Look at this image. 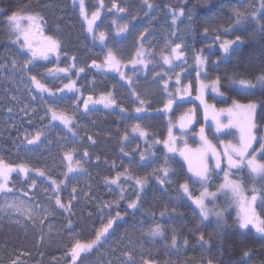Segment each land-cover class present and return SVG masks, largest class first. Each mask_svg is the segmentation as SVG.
Returning <instances> with one entry per match:
<instances>
[{"label":"rangeland","instance_id":"obj_1","mask_svg":"<svg viewBox=\"0 0 264 264\" xmlns=\"http://www.w3.org/2000/svg\"><path fill=\"white\" fill-rule=\"evenodd\" d=\"M113 3L126 11L120 12L118 8L112 7ZM249 3L234 5V9L243 12L256 9L255 3ZM79 4L80 0H75V3L74 0H55L40 11L23 14L42 18L39 27L32 29L35 42L48 36L60 42L58 53H49L46 59L38 57L25 66L31 54L22 47V41L13 42L14 34L10 32L11 44L22 58L0 68V160L14 168L24 165L29 171L27 176L23 172L10 174L8 187L12 192L0 193V208H3L0 211V225L6 220L15 221L25 226L27 235L18 243H3L0 240V264H127L128 260L122 261V251L131 253L133 264H145L146 253L131 236L126 239L123 233L117 231L110 238L115 228L125 222L126 217L119 213V206H124L132 213L135 210L123 202L128 193L124 187L133 184L132 187L135 185L139 189L136 179L143 181L148 177L160 182L163 180L167 186L175 187L170 169L167 177L159 169L166 166V157L170 158L168 160H180L188 167L180 151L184 149L185 143L190 149L201 146V127L204 128V135L218 150H222L228 142L235 144L239 138V130L235 127L217 131L211 117L205 120L204 105L196 99L200 94V81L210 83L209 67L218 61L210 63L209 54H205L204 71L199 77L196 76L198 66L188 35L193 13L179 16L173 25L172 14L164 17V12L153 6L149 10L144 0H103L102 7L101 0H83L89 18L95 11L100 13L94 22L93 32L89 33ZM261 12L264 14V11ZM223 18L224 13L219 11L214 17L204 19L203 25L208 29L215 28L218 24L216 21L221 22ZM22 23L27 25L28 22ZM124 25H127V29L118 31ZM100 32L105 33L103 41L99 39ZM141 35L143 39H140ZM176 43H180L186 52L181 47L179 51L184 53L181 59H173L171 65L165 64L162 55H170ZM141 46L146 66L131 63L132 60L141 59L136 56ZM235 47V44L231 46L228 56H225L221 47L223 58H228ZM211 49L214 52L217 47ZM109 52L120 61L119 71L105 65ZM64 68L68 71H60ZM80 68H84V71L80 72ZM33 76L55 95L41 91L31 79ZM177 76L179 84L176 83ZM72 81L75 84L69 91L65 85ZM237 87L242 89L239 83ZM108 94L116 101L114 107L105 108L102 104L89 102L85 110L84 102L88 97L95 101ZM170 95L173 103L170 111L165 112L164 106ZM219 97L211 87L205 88L203 98L208 104L215 105L216 110L220 108L212 99ZM140 99L144 101L143 105H140ZM137 107H143L144 111L137 113ZM53 112L67 116L70 125L66 127L62 122L63 126L56 125L59 119L52 118ZM185 114H191L193 119L182 134L179 123L180 117ZM219 118L223 123L229 119L227 114ZM170 121L173 135L177 137L176 152H168L163 143H154V140H167ZM254 121L257 126L256 113ZM115 123L117 131L112 126ZM136 124L147 132V136L132 131ZM105 125L112 126L108 127L111 130H105ZM254 131L257 142L253 143V149H258L264 129L259 133L257 126ZM38 132L41 134L40 139L27 146L25 137L31 139ZM125 135L128 137L126 140L123 139ZM68 152L72 154L71 162L65 158ZM141 156L145 158L141 159ZM257 160L264 162L260 154H257ZM69 163L75 169L72 172H68ZM140 163L145 164L141 167ZM214 163V158L209 154L210 178L206 186L208 192L216 193V196L209 195L204 202L210 212L221 211V223L226 224L228 216H234L237 220L238 209L231 205V198L219 190V186L225 182L223 171H228L226 161L222 159L221 169L217 170H213ZM39 171L45 175L40 176ZM245 172L254 176L242 164L239 169L229 171V179L238 182L249 197L257 195L250 193L241 182L240 177ZM117 175H120L117 184L109 183ZM189 175V191H181V194L200 212L193 201L200 196L204 185L196 182L197 178L191 172ZM53 180L59 184L56 192L53 191L56 187L52 184ZM57 195L65 208L55 204L54 196ZM108 195L121 199V204L117 201L113 203V196L107 198ZM13 200L23 201L27 214L5 207L6 203ZM74 216L75 219L69 221ZM110 220L112 226L100 241L91 250L81 252L73 261L71 250L75 243H90ZM209 220H216V217L210 215L206 221ZM64 226H67L65 231ZM241 230L255 232L251 228ZM255 234L260 237L258 233Z\"/></svg>","mask_w":264,"mask_h":264},{"label":"trees","instance_id":"obj_2","mask_svg":"<svg viewBox=\"0 0 264 264\" xmlns=\"http://www.w3.org/2000/svg\"><path fill=\"white\" fill-rule=\"evenodd\" d=\"M51 1L55 2V0H0V9L3 10L0 14V68L12 65L22 58L11 44L7 17L14 12L31 14L40 11ZM251 1L255 3L256 9L240 11L244 15L241 17V22L237 24L236 12L239 10H235L234 5H244ZM261 3L262 0H149L151 6L164 12V17H169V13L172 14L170 17H173V10L178 13L180 8H183L184 15L189 12L193 13L188 33L193 53L202 58H205V54L208 53L210 63L218 61L213 67L209 65L208 72L212 80L219 77L218 87L224 95L212 100L220 109L232 107V100H238L241 103H256L259 133L264 129V86L258 85L251 90H242L237 87L236 81L247 79L255 83L257 77L264 74V32H261V26H264V14L261 11H264V7H261ZM150 8L149 10H152ZM219 11L224 13L223 20L216 21L218 24L215 28H206L203 25L204 19L214 17ZM237 36L242 37V42H237L233 53L228 58H223L219 44L235 40ZM213 46L217 47L214 52L211 49ZM182 49L184 50L183 46ZM246 91H251L252 95H246ZM112 126L115 131L118 130L116 123ZM112 126L105 125V130L110 131L108 127ZM145 163H140L141 167ZM166 166L172 173V184L177 188L167 186L152 177L142 181L143 188L139 191L135 185L132 187L133 184L124 187L128 192L123 200L124 204L135 201L137 207L132 213L124 206H119V213L126 217L125 222L115 228L110 238L117 231L123 233L126 239L131 236L134 242L141 244L147 261L153 264H209V262L211 264H245L246 258L243 257L245 250H250L252 253L247 259V264H262L264 262V239L257 236L254 231L241 230L234 216H228L227 223H221L220 227L217 226L216 220L201 223L199 212L181 194L183 189L180 185L191 181L186 163L180 160H168ZM16 172L20 171L18 169L12 171L11 176ZM240 180L250 193H253L251 190L254 186L261 189L256 192L257 212L264 217V212L259 206L261 200H264V189H262L264 181L260 178L253 179V176L246 172ZM112 196L108 195L107 198ZM116 201L121 204V199L113 196V203ZM161 213L164 215L162 216ZM74 219L75 216L69 221ZM157 224L161 225L163 235L153 238L149 235V230ZM126 229L128 231H125ZM65 230L67 226L63 227V231ZM201 233L209 241L208 245L203 247L198 240ZM173 234L177 237L178 250L171 248ZM26 235L25 226L15 221L6 220L0 225V240L3 243L21 242ZM185 239L188 241L187 245L183 243ZM122 252V261L128 260V255Z\"/></svg>","mask_w":264,"mask_h":264},{"label":"snow or ice","instance_id":"obj_3","mask_svg":"<svg viewBox=\"0 0 264 264\" xmlns=\"http://www.w3.org/2000/svg\"><path fill=\"white\" fill-rule=\"evenodd\" d=\"M75 3V0H74ZM144 3L148 5L150 8L151 5L148 3V0H144ZM103 6V0H101V7ZM80 14L83 17V19L87 22V31L89 33L93 32V25L94 22L99 18V11H95L91 14V18H89L84 4L83 0H80ZM112 7L118 8L120 12L126 11L123 7H118L115 3L112 4ZM261 7H264V0H262ZM110 10V9H109ZM0 11H3L0 9ZM184 15L183 8H180L178 13L173 10V20L172 23L175 25L176 19L179 16ZM244 15V13L237 11L236 12V23L239 24L241 22V17ZM42 18L39 16H33V15H23L20 12H14L11 15L7 17V20L9 22V29L13 36V42H20L22 41V47L26 48L30 52V58L25 61V66L28 63H31L33 59L35 58H44L46 59L48 57L49 53H58V50L60 48V42L56 39H54L51 36L44 37L41 41L35 42L34 41V34L32 29L38 28L40 24V20ZM22 21H27V25H24ZM127 29V25H124L123 27H120L118 31H125ZM205 32H207V29H205ZM261 32H264V26H261ZM105 33L100 32L99 33V39L103 41L105 39ZM140 39H143V35H141ZM237 42H242V37L237 36L235 40L225 41L221 44V47L223 48L225 56H228L230 54V48L233 44H236ZM182 45L180 43H176L173 48L170 50V55L163 56L162 59L165 64H172V60H180L181 57L184 55L181 51ZM137 57H141L139 60H132L131 63L134 65L136 63L145 64V61L143 59V48L141 46V49L136 52ZM73 59H75L73 57ZM194 60L196 65L198 66V69L196 71V76L199 77L200 73L204 71V65H205V59L202 58L200 55H195ZM186 63V61H185ZM93 64L95 65V61H93ZM105 65L112 69L119 71L120 67V61L113 55L112 52H109L106 59H105ZM74 66V65H73ZM99 67L98 65H96ZM146 66V64H145ZM60 71L67 72L68 69H60ZM80 72L84 71V68L79 69ZM121 78L123 79V73H121ZM37 85V87L41 91H47L51 95H55L54 92H51V90L45 88L38 80H36V77L31 78ZM163 79V78H162ZM239 83L242 89L244 90H251L256 87L257 84H260L264 86V74H261L257 77L256 82L253 83L251 80L247 79H238L236 81ZM176 83L179 84L180 80L177 76ZM219 77H217L214 80H211L209 84H205L203 80L200 81V94L196 97V99L200 100L201 103L204 105V117L205 120H207L209 117L213 121H215L216 130L220 131L221 129L225 128H238L239 130V138L235 144L228 142L227 144H224V147L222 150H218L215 145L211 143L207 139V137L204 135V128H200V140L202 141L201 146L196 149H190L187 147V144L185 143V147L182 151H180V155L183 156L184 160L188 163V171L192 173V176L197 178L196 182H200L204 185L203 191L201 192L200 196L194 199V203L199 207L200 212V218L201 223L209 219L210 215H214L216 217L217 226H221V221H223V214L221 211H215L210 212V210L207 208L205 204V198L207 196L215 197L216 193H209L208 188L206 186L207 181L209 180V154L214 158V168L213 170L221 169L222 159L226 161L227 169L228 171H223L224 176V183L219 186L220 191H224L226 197L231 198V205L235 206L238 209L237 213V220L236 223L239 226L240 229H254L256 233L260 235V237H264V217H262L257 212V195L252 194L250 197L245 194L244 190L242 189L241 185L234 181L229 179V171L233 168L239 169L240 166L243 164L245 165L251 174H254L253 179L256 177H259L262 181H264V162L257 160V154L261 155V160H264V137H261L259 140V148L253 149V143L257 142V136L255 134L256 129V123L254 121L257 104L254 102H248V103H241L238 100H232L231 104L232 107L227 109H219L216 110L215 105L208 104L204 98V90L207 87H211L213 92L218 93L219 95L223 96L224 93L220 92L219 89ZM75 81H72L69 84L65 85V88H67L69 91H71L74 87ZM189 88L191 85L189 84ZM60 91H63V89H60ZM78 91V90H77ZM165 91H167V81H165ZM179 91V89H177ZM190 94V92L188 93ZM246 95H252L251 91H246ZM139 99V97H138ZM92 102L93 104H102L105 108H112L115 106L116 101L111 97V94L108 95H102L98 100L93 101L92 97H88V100L84 102V108L85 110L88 109V103ZM140 105L144 104V101L142 99L139 100ZM173 103V99L170 98L167 100V103L164 106V111H170L171 105ZM123 111V109H121ZM137 113L144 111L143 107H137L135 109ZM222 114H227L229 117L227 123H223L220 120V116ZM53 119H59L62 123L67 127L70 125L71 121L70 119L61 114H57L53 112L52 114ZM192 115L191 114H185L184 116L180 117V123L179 128L181 129V132L183 134V131L192 123ZM168 127V138L167 140L160 141V140H154V143H163L165 147L167 148L168 152H176L177 149L175 147V141L177 137L173 135L172 132V125L171 121L169 122ZM72 129L69 127V131ZM133 132H139L142 136H147V132L140 128L139 124H136L133 129ZM40 133L38 132L35 137L29 139L28 137H25L28 144H34L36 141L40 139ZM127 135L123 137V139H127ZM91 139V137H89ZM223 144V141H221ZM123 150V149H122ZM251 150V154H250ZM85 156H87V153H84ZM65 158L71 162L72 161V154L70 152L65 153ZM145 157L141 156V159H144ZM170 159L166 157L165 164L167 165V160ZM76 167H79V161L76 162ZM19 170L20 172H23L26 176L29 171V169L24 165H18L15 168L11 165H8L3 160H0V193H10L12 192V189L8 187V181L10 178V173L14 170ZM74 167L72 163H69L68 165V172L74 171ZM159 171L162 173L164 177L168 176V168L165 166L164 168L159 169ZM219 174V173H218ZM40 176H44L45 173L43 171H39ZM67 178V175L65 174V179ZM130 178V177H129ZM191 179V177H189ZM120 180V175H117L114 179L109 180V183L111 184H117V182ZM164 181L161 180V183ZM136 185H139L141 190L143 188V182L141 179H136L135 181ZM52 184L56 187L53 189L54 192L59 190V184L57 181L53 180ZM32 186H35V182L33 181ZM180 187L183 189L184 193H188L189 191V185L188 183H184L180 185ZM262 189H264V185H262ZM253 193H256L257 191H261V189H257L255 186L251 190ZM73 192H75V188H73ZM139 199V197H137ZM55 204L59 206L60 208H65V205L61 203V200L59 199L58 195L54 196ZM260 209L262 212H264V200H261L260 202ZM5 207L14 209L17 212H24L27 214L26 206L24 205L23 201L19 200H13L10 203H6ZM130 208H136V203H130ZM67 210V209H66ZM0 211H3V208H0ZM163 216L164 213H161ZM117 216H119V213H117ZM112 226V221L110 220L106 227L102 228L100 232L96 234V237L94 240H92L90 243L82 244L79 241H77L72 247L71 255L73 257V261L77 259L81 252H87L91 250V248L97 244L101 237L104 236V234L108 231L109 228ZM149 235L153 238L162 236V230L161 225L157 224L154 227H152L149 230ZM199 242L201 243V246L208 245L209 241L205 239V236L203 233H201L198 237ZM184 245H187L188 241L184 240ZM171 248L178 250L177 245V237L175 234H173L171 239ZM128 261L127 264H133L131 253H128ZM252 255L250 250H245L243 252V257L245 259V264H247V259L250 258ZM145 264H150L149 261H145ZM211 264V262H209ZM264 264V262H262Z\"/></svg>","mask_w":264,"mask_h":264},{"label":"crops","instance_id":"obj_4","mask_svg":"<svg viewBox=\"0 0 264 264\" xmlns=\"http://www.w3.org/2000/svg\"><path fill=\"white\" fill-rule=\"evenodd\" d=\"M81 106H82V105H80L79 108H80ZM60 122H61V121L58 120V122L56 123V125H59V126L61 127V126H63V125H62ZM59 123H60V124H59Z\"/></svg>","mask_w":264,"mask_h":264},{"label":"flooded vegetation","instance_id":"obj_5","mask_svg":"<svg viewBox=\"0 0 264 264\" xmlns=\"http://www.w3.org/2000/svg\"><path fill=\"white\" fill-rule=\"evenodd\" d=\"M25 142H26V145H27V146H29V145H33V144H28V143H27V140H26ZM25 142H24V143H25ZM34 144H35V143H34ZM37 144H38V143H37Z\"/></svg>","mask_w":264,"mask_h":264},{"label":"bare ground","instance_id":"obj_6","mask_svg":"<svg viewBox=\"0 0 264 264\" xmlns=\"http://www.w3.org/2000/svg\"><path fill=\"white\" fill-rule=\"evenodd\" d=\"M113 2V1H112ZM95 4V3H94ZM147 16V15H146ZM129 21V20H128ZM116 48V47H115ZM100 50V49H99ZM61 80V79H60ZM51 123V122H50ZM64 134V133H63ZM44 138V137H43ZM44 142V141H43ZM39 146V145H38ZM108 170V169H107Z\"/></svg>","mask_w":264,"mask_h":264}]
</instances>
